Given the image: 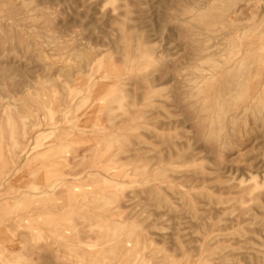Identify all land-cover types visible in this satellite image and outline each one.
I'll return each instance as SVG.
<instances>
[{"label":"rangeland","instance_id":"1","mask_svg":"<svg viewBox=\"0 0 264 264\" xmlns=\"http://www.w3.org/2000/svg\"><path fill=\"white\" fill-rule=\"evenodd\" d=\"M50 2L61 8L57 30L49 17L58 9L0 0V264H172L184 255L195 264L217 246L262 264L264 127L251 125L212 166L181 160L183 131L163 110L133 132L122 71L99 49L110 14L101 25L98 6ZM207 3L191 0L187 11ZM170 6L147 0L142 20L165 47L176 32L164 31ZM215 17L205 36L225 58L216 71L264 82V0H231ZM78 26L87 48L77 46L79 29L71 41L60 33Z\"/></svg>","mask_w":264,"mask_h":264},{"label":"clouds","instance_id":"2","mask_svg":"<svg viewBox=\"0 0 264 264\" xmlns=\"http://www.w3.org/2000/svg\"><path fill=\"white\" fill-rule=\"evenodd\" d=\"M230 2L209 0L202 12L193 14L187 11L191 0H172L164 31L172 25L176 32L167 47L163 35L157 39L142 23L148 10L147 0H82L80 9L87 12L98 6L97 20L101 25L110 14V27L104 37L107 45L92 48L104 50L103 54L122 71L119 95L127 101V108L137 114L131 130H147L145 117L163 110L170 118H178L183 131L181 160L187 156L207 166L219 165L221 157L226 159V154L237 151L235 146L249 133L251 125L264 127V82L254 83L238 72L218 73L216 69L225 58L216 48L209 47L212 41L205 36L212 30L215 13ZM37 3L40 8L47 4L58 9L54 18L49 17L57 30L59 4L50 0ZM77 29V46L87 48L83 27L60 33L71 41ZM171 140L169 137L165 143ZM256 152L257 160L264 161V151ZM238 251L231 246L205 247L195 264H241L239 257L224 256L226 252ZM258 254L264 257V247H259ZM172 264H189V257L184 255Z\"/></svg>","mask_w":264,"mask_h":264}]
</instances>
